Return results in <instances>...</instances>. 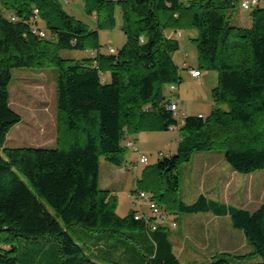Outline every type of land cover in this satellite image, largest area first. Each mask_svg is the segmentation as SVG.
Returning <instances> with one entry per match:
<instances>
[{
	"label": "trees",
	"instance_id": "obj_1",
	"mask_svg": "<svg viewBox=\"0 0 264 264\" xmlns=\"http://www.w3.org/2000/svg\"><path fill=\"white\" fill-rule=\"evenodd\" d=\"M241 1L95 0L88 13H96L98 28L90 31L58 0H0V264H35L36 255L22 258L19 245L42 240L58 243L57 264H99L70 236L74 227L119 236L141 229L153 242L148 264H180L167 229L149 231L135 220L136 211L120 217L117 197L100 186L102 158L114 167L126 166L122 142L127 135L171 127L186 134L178 150L155 171H146L132 194H153L157 204L183 215H229L253 252L222 254L210 264H264V205L250 212L204 196L190 205L177 199L180 169L195 154L221 152L242 175L264 170V0L250 10V27L231 23L229 11ZM117 7L126 43L114 54H102L99 31L115 29ZM40 22L44 38L33 33ZM183 29L197 33L195 71L217 72L218 85L209 116L180 122L168 110L173 102L164 91L177 86L172 93L177 94L182 83L174 59L180 44L168 30ZM88 50L95 52L92 58L61 57L64 51ZM50 68L57 71V146L6 148L12 129L23 120L11 107L12 70ZM256 256L261 261L252 263Z\"/></svg>",
	"mask_w": 264,
	"mask_h": 264
},
{
	"label": "rangeland",
	"instance_id": "obj_2",
	"mask_svg": "<svg viewBox=\"0 0 264 264\" xmlns=\"http://www.w3.org/2000/svg\"><path fill=\"white\" fill-rule=\"evenodd\" d=\"M62 9L73 16L75 19L85 24L90 31H96L98 28V20L96 13H88V9L95 6V0H58ZM264 7V1L261 4ZM231 23L233 26L247 25L251 20V11L243 10L240 6L235 10H230ZM241 21V22H240ZM116 27L112 30L99 31V43L101 45L100 52L102 54H110V50L118 51L126 43V36L122 31L123 14L120 7L116 9ZM40 27L44 28V23L40 22ZM172 32V30H168ZM181 33V36L178 35ZM179 41L180 50L175 55L174 59L180 69L182 83L180 90L181 105L185 103L186 107L182 113L186 116H202L207 117L212 112V90L218 85V74L215 71L202 70L203 80L194 79L193 71L199 68L197 46L193 42L197 38L195 30L183 29L179 30L175 35ZM95 52L88 50L80 51H64L61 53L63 59L83 60L92 58ZM186 61V62H185ZM177 87V86H176ZM11 92V107L22 117V122L15 126L6 143V148L48 146L55 147L58 138V119H57V71L55 68L39 70V69H14L12 70V83L10 85ZM165 95L168 97H177L170 93V86L165 88ZM74 134L72 133V136ZM182 131H163V132H141L137 135H127L123 140L122 147L127 149L126 166L117 170L118 179L114 182L112 193L117 197V214L120 217L128 216L132 211L148 212L147 206L139 207V204L132 197V192L138 180H143L146 171H155L158 163L164 158L169 157L171 153L178 150L179 139L185 137ZM129 141H134L135 147L129 148ZM140 155H145L148 158L147 164H140ZM102 175L105 171V166H112L103 158ZM186 165V164H185ZM183 165V166H185ZM125 175H123V173ZM264 171L254 173L253 177H264ZM247 181L249 175H243ZM243 181V179H242ZM124 182V184H123ZM184 189V184L182 185ZM31 187V186H30ZM246 188V187H245ZM35 192V190H34ZM153 197V194H150ZM184 192L179 191L177 194L178 201L183 202ZM261 197L260 191L241 193V196L234 198L236 207L244 209H255ZM165 207V204L158 203ZM172 215L183 217L178 210H169ZM177 229H172L173 235ZM242 232V231H241ZM125 236L116 235L113 243L118 245L123 242L124 247L109 248L108 244L102 253L99 249V238L104 234L109 233H89L77 227L69 230L70 236L82 246L87 255L99 264H130L126 260L127 255L125 250L132 245L139 254L142 264H148L146 252L132 242L129 238L131 234H139V238H143L144 234L141 230H126L123 232ZM90 238V239H87ZM118 240V241H117ZM117 241V242H116ZM96 248V250H94ZM22 258L26 259L31 255H36L35 264H57L58 262V243L55 240H42L36 246L27 244L26 241L19 245ZM103 249V248H102ZM35 253V254H34ZM138 262V260H136ZM261 261L259 256H256L252 263ZM245 262V261H244ZM243 262V263H244Z\"/></svg>",
	"mask_w": 264,
	"mask_h": 264
},
{
	"label": "crops",
	"instance_id": "obj_3",
	"mask_svg": "<svg viewBox=\"0 0 264 264\" xmlns=\"http://www.w3.org/2000/svg\"><path fill=\"white\" fill-rule=\"evenodd\" d=\"M239 26L250 27L251 20L247 22V25L240 23ZM168 33L170 34L172 32ZM194 79L203 80V74L201 77ZM179 90L180 87H178V92ZM176 95L177 97L175 98L169 96L168 98L172 102H178L180 110L183 112L186 105L184 102L181 105L180 94L178 93ZM56 146L57 142L55 144ZM34 147L49 148L48 146L42 145ZM116 169L122 170L114 166H105V171L102 175V164H100V186L102 189L113 191L114 185H118V183L114 182L115 179L119 181ZM122 173L125 175L124 172ZM253 176L254 173L249 174L247 186H245L246 181L243 177L246 176L234 171L228 165L221 152L198 153L194 155L189 163L180 169V192H184L183 202L187 205L195 203L201 196H204L212 203L222 204L228 208L244 209L235 206L234 198L241 196V193H245L246 190L248 192L250 190L254 192L260 191L261 197L255 209H244L255 212L264 205V177L260 176L256 178ZM176 218L177 231L172 235V229L168 230V237L173 254L180 264H210L214 257L222 254L246 256L253 252V248L248 243L244 233L233 227L229 215L220 216L214 212H205L195 215H184L183 217L176 216ZM144 233L146 232L144 231ZM130 235L127 238L136 243L141 250H144L146 253L149 252L148 254L150 255L154 254L153 242L149 236L144 235L140 239L139 234L130 233ZM116 238V235L112 234L100 236V252L105 251L107 244L110 249L124 247L123 242H119L118 245L113 243ZM125 253L127 258L123 260H126L127 263H143L139 262L142 260L132 245H130L128 250H125ZM238 264L248 263L239 262Z\"/></svg>",
	"mask_w": 264,
	"mask_h": 264
},
{
	"label": "built area",
	"instance_id": "obj_4",
	"mask_svg": "<svg viewBox=\"0 0 264 264\" xmlns=\"http://www.w3.org/2000/svg\"><path fill=\"white\" fill-rule=\"evenodd\" d=\"M262 0H242L241 1V8L246 11H250L254 8H256ZM36 14H38V11H36ZM17 18L15 16L12 17V21H16ZM33 33L37 34L39 37L44 38L46 36V31L44 28L36 27L33 29ZM177 32L173 33H168L169 37H175ZM178 35L181 36V33ZM110 53L114 54L115 50L111 49ZM192 76L195 78L201 77V74L197 71H193ZM177 91L176 86H171L170 87V92L175 93ZM168 110L174 112L175 117L180 121L184 122L185 119L187 118L185 113H182L179 107V104L176 102L171 103L168 105ZM200 118H203L202 116H199ZM170 131H177V127H171ZM129 148H134L135 143L134 142H129L128 143ZM139 163L140 164H147L148 163V158L145 155H140L139 158ZM132 197L136 202L139 204V207L147 206L149 209L148 212L142 211L139 209L136 211L135 215V220L140 221L143 224L146 225V228L151 231L155 232L159 230L160 228H164L167 230L175 229L177 227V219L175 215H172L169 213L165 207L160 206L157 204L155 201L152 200L149 194L146 193H136L132 194Z\"/></svg>",
	"mask_w": 264,
	"mask_h": 264
}]
</instances>
